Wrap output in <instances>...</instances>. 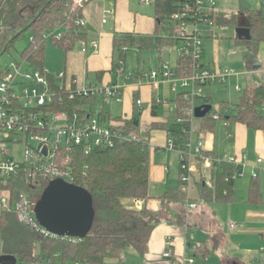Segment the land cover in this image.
I'll return each instance as SVG.
<instances>
[{"label": "trees", "instance_id": "16d2710c", "mask_svg": "<svg viewBox=\"0 0 264 264\" xmlns=\"http://www.w3.org/2000/svg\"><path fill=\"white\" fill-rule=\"evenodd\" d=\"M83 6L74 7V0H0V55L6 53L17 38L26 30L33 31L29 45L23 50V61L32 68L46 70L44 67L45 54L48 42H53L65 54L72 50L76 43L84 41L88 28L79 21L84 19ZM185 2L194 6L195 0H154L157 30L153 36H136L130 33L115 37L113 41L114 58L112 70L115 72L119 61L126 63L127 54L133 48H162L173 46L181 42L176 32L175 13L180 12ZM222 10V9H221ZM216 23L219 26L232 25L248 27L250 38L235 40L246 47L249 60L254 59L264 45V13L262 9L243 8L237 14L221 12ZM63 28L62 32L60 29ZM6 51L4 49L11 38ZM195 60L191 56L179 54L175 69L181 74H191L195 71ZM8 69L0 65V81ZM47 71V70H46ZM139 72V77L141 74ZM53 88L59 87L53 74H48ZM94 97L77 96L64 103L56 102L52 109L66 110L72 116L78 112L84 117L89 112L97 116L103 123V116L107 113L106 103L93 110L98 104ZM199 101L212 103L213 95L204 96ZM175 113L165 127L178 147H183L189 138L188 130L192 118L185 111L190 103L182 93H176ZM222 112L220 119L214 118V108L204 118L200 119L201 129L215 131L218 120H231L245 124L248 128L259 130L264 134V81L244 89L238 102L233 104V110L226 111L227 103L220 102ZM85 107H89L86 110ZM152 113L156 110L152 108ZM178 117L183 121L178 122ZM117 124L113 128H125L137 131L138 140L117 142L114 146H96L89 153L85 152L83 145H74L71 150L64 149L59 153L63 159V168L72 170L75 185L84 187L92 196L94 221L89 233L79 241L67 239H54L23 225L12 210L0 213V241L3 254L13 255L18 260L32 264L43 262L61 264H105L108 259L121 260L129 249H134L140 255L148 252L149 240L154 228L162 221H171L173 205L185 206L188 200L201 203H231L236 199L235 180L233 178L243 168L239 165L223 161L215 162L210 171L213 181L211 187L201 180L197 184L198 196L190 198L188 191L184 190L180 169L177 188H170L161 196V207L152 211L147 207L134 208L127 206L124 200H142L147 202L152 196L150 192V163L151 144L150 130L142 132L137 124L138 118L128 120L117 116L113 118ZM156 127V125L152 126ZM206 154L216 158L214 153L204 150ZM69 158V161L66 159ZM22 181L13 182V198L20 189L27 190L35 206L49 185L46 179H40L36 185L29 187ZM262 201L261 183L259 176L251 177L248 186V202L259 204ZM34 206V207H35ZM180 218V213L175 215ZM39 250V252H37ZM76 250L74 256L72 252ZM196 254H201L206 259L211 253V248L206 242H201ZM171 263L174 257L170 258Z\"/></svg>", "mask_w": 264, "mask_h": 264}, {"label": "crops", "instance_id": "0c3cea01", "mask_svg": "<svg viewBox=\"0 0 264 264\" xmlns=\"http://www.w3.org/2000/svg\"><path fill=\"white\" fill-rule=\"evenodd\" d=\"M139 2L141 1L90 0L83 9L86 27L88 28L86 39L76 43L67 54L64 53L60 70L56 72L47 71L55 76L58 85H64L71 90L81 89L91 84H121L122 101L113 100L106 103L105 110L107 113L102 118L103 124L106 126L117 124V121L113 119L117 116L133 120L136 111L145 107V104L150 105L143 112L144 117L137 120L142 132L150 130L152 150L150 163V192L152 197L147 202L143 201L141 208L147 207L152 211H158L161 207L160 196L168 189L177 188L180 185L179 152L168 147L169 141L173 138L168 130L163 127L173 117L175 108H169L170 112L166 117H159L160 105L169 106L174 98L170 96L169 92L162 90V85L157 87L149 83L138 84L137 81H125L123 77H119L112 70L116 57L113 46L115 37L126 33L136 36H153L157 30L155 6L154 8L143 7L140 6ZM234 36L237 37L236 33ZM208 38L215 39L214 59L207 58L206 50L203 47V64L209 67L219 65L229 68L222 65L227 60L224 58L225 52L224 47L221 46L220 35ZM82 42H86V50L83 49ZM93 42H97L98 47H94ZM178 58L175 65H177ZM244 60L249 68V73L253 71L254 73L263 72L257 70L263 64V57L260 56V53L251 60L245 56ZM62 71L66 73L63 78L58 76ZM97 97L95 101L100 99L103 102L100 96ZM137 99L143 100L142 105L137 104ZM152 108L156 110V114L152 113ZM95 109L97 110L98 107L94 106L93 110ZM154 125L156 127H152ZM188 131L194 144L199 139L203 140L204 149L214 153L217 157H223L225 154L243 156L246 163L243 167L244 175L250 173L259 176L262 201L259 204L249 203L248 190L244 192H247L246 198L243 197V194L240 195L242 200L244 199L238 208L239 213L236 215L240 221H232L229 224V229L234 232V236H229L225 227L218 221L214 203L220 202L201 203L188 200L185 206L173 205V212L170 215L172 220L162 221L154 228L149 240L148 252L145 255H140L134 249L130 250L139 254L140 257L137 258H141L142 264H172L170 259L163 257V253L168 248H171L173 257L177 260L186 254L197 255L195 253L197 247L201 242H206L211 248L209 256L218 251L221 255L222 264H258L256 262L257 255H260V251L264 247V179L260 172L264 169V134L259 130L248 128L243 123L231 120H218L217 128L213 132L202 130L200 119H198V123L192 122ZM260 158L263 159V162H259ZM190 160L196 171L188 194L190 198H196L198 196L196 183L200 180L204 170L194 155L190 157ZM135 201L126 199L124 203L127 206L138 208ZM192 203H196L197 207L190 208ZM177 213H180V218L175 216ZM233 222L237 223L236 227H231ZM193 230H197L196 236L191 235ZM237 239L241 242L240 246L234 243ZM232 252L242 253L243 259L237 258Z\"/></svg>", "mask_w": 264, "mask_h": 264}, {"label": "built area", "instance_id": "2783aa9c", "mask_svg": "<svg viewBox=\"0 0 264 264\" xmlns=\"http://www.w3.org/2000/svg\"><path fill=\"white\" fill-rule=\"evenodd\" d=\"M86 0H74V7L83 6ZM142 4L149 5L151 0H140ZM194 6L185 2L183 9L173 15L176 22V32L184 48L179 54L194 58L195 71L191 74H181L175 66L170 67L162 63L150 72L142 71L136 76L126 71V65L119 61L115 73L126 81L133 79L138 84L149 83L154 86L169 85L176 93H182L190 106L185 109L188 115L194 116L195 107L204 95V87L212 82H225L230 76L236 74L231 68H224L219 65L209 67L202 62L203 41L205 37H218L214 35L215 29L220 28L216 23L217 16L222 12L216 0H195ZM113 13V11H110ZM86 25L85 19L79 21ZM86 50V42H82ZM98 47L97 42H93ZM26 61L11 62L0 81V213L12 210L16 213L18 220L25 226L54 239H67L68 241H79L81 238L59 236L44 228L35 215V202L27 190L20 189L17 196L13 198V190L16 181H22L25 176V184L29 187L36 185L40 179L52 181L62 179L69 183L75 180L72 170L63 168V159L60 156L61 150L70 149L74 145H83L85 152L89 153L96 146H114L117 142L138 140L139 134L134 130H127L123 127L113 128L104 125L97 116L90 112L81 117L78 112L72 116L66 110L52 109L55 103H64L66 100H73L77 96L94 97L100 96L105 103L113 100L122 101V85L119 83L108 85H86L77 90H71L64 85L53 88L48 78V71L39 68L24 69ZM264 72V63L260 66ZM65 72H60L59 77L63 78ZM240 90L241 87L237 86ZM143 100L137 99V104L142 105ZM89 110V108H85ZM90 111V110H89ZM215 119H220V114L215 113ZM55 121L63 122L61 126H55ZM183 118L178 117V122ZM192 122L194 119L192 118ZM191 122V124H192ZM189 133V131H188ZM25 140V158L22 162L12 157L9 144H18ZM36 142V145L33 144ZM168 147L179 152L180 169L182 172L181 181L184 190L189 191L194 180L195 166L191 163L190 157L195 156L203 167L204 173L201 176L205 185L211 187L213 181L210 174L212 165L227 161L236 165L245 166L243 156L225 154L223 157H212L205 153L204 142L199 139L194 144L189 137L183 147H178L174 140H170ZM69 161V158L66 159ZM259 162H263L260 158ZM244 176L241 170L233 178ZM201 180V178H200ZM136 204L141 208L143 201L137 199ZM192 203L190 208H196ZM237 223H231L236 227ZM2 242L0 241V256L3 255ZM165 259L173 257L171 248L164 253ZM196 258L186 254L182 258L174 260L173 264H195ZM0 264H2L0 262ZM17 264V263H16Z\"/></svg>", "mask_w": 264, "mask_h": 264}, {"label": "rangeland", "instance_id": "374dc122", "mask_svg": "<svg viewBox=\"0 0 264 264\" xmlns=\"http://www.w3.org/2000/svg\"><path fill=\"white\" fill-rule=\"evenodd\" d=\"M218 6L222 9L223 12L231 15L239 13L243 8L249 9H262L264 13V0H216ZM143 7L154 8V0H151L149 5L141 4ZM62 32L64 31L63 28L60 29ZM33 31L31 29L24 31L17 40L13 43L10 49L0 55V65L3 68H7V66L15 61V62H22V52L23 50L29 45L31 38H32ZM235 27L232 25L228 26H221L220 28L215 29L214 35H220V40L222 41V45L224 47V58L227 60L223 62L222 65H226L229 68L233 69L236 74L229 77L225 82H215L212 84H207L204 87V95L207 96L208 94L213 95L212 105L214 108L215 113H221L222 108L220 102L227 103L226 111L230 113L233 110V104L239 101L241 98L243 91L245 88L256 85L260 82L264 81V72L261 73H249V68L246 66L245 63V56L247 54L246 47L242 43L235 40ZM203 47L206 50L207 58L210 60L214 59L215 53V45H214V38H204ZM184 48V43L180 42L177 45L173 46H163L162 48H142L139 49L133 48L127 54L126 59V71L128 73H134L138 76L140 70L144 72H150L152 69L157 68V66L161 65L162 63L168 64L170 67L174 66L177 58L179 57V52ZM260 56L263 57L264 63V45L261 46ZM64 58V51L57 47L53 42H48L45 54V63L44 67L49 72H56L62 68ZM32 68L29 66V63H25L24 69ZM126 81H134L133 79H128ZM241 86V90L237 89V86ZM162 90L165 92H169L172 98L175 99L176 92H173L169 85L165 84L161 86ZM156 90V89H155ZM156 94V91H155ZM98 104L95 107H101L102 103L100 99L97 100ZM113 104V103H112ZM201 101H199V105ZM115 105V104H113ZM150 105L145 104L141 110L136 111L135 118L142 119L144 117L143 112L149 108ZM169 108H175L174 100L170 103L169 106H165L163 104L160 105L159 108V117H166L170 112ZM143 114V115H142ZM148 116V114H147ZM149 117V116H148ZM194 123H198V118L194 119ZM233 124V123H232ZM55 126L63 125L61 121H55ZM226 131V129H224ZM33 144L36 145V142L33 141ZM9 148L12 151V157L20 162H22L25 158V148L26 143L25 140L18 144H9ZM261 177L264 179V169L260 171ZM208 173V172H207ZM253 174L247 173L243 177H238L235 180V190H236V199L233 203H214V208L218 214V221L220 224L225 227L226 232L229 236H234V232L230 231L229 224L230 222L240 221L236 218L237 213H239V206L243 203V197H247L248 184L251 180V176ZM254 174L253 176H255ZM3 193L0 192V198L2 197ZM246 196V197H245ZM197 230H193L191 235H197ZM235 244H239L240 240H236ZM236 247V246H235ZM261 250V249H260ZM39 252V250H37ZM234 256L237 258H242L244 256L242 253L237 252L234 253ZM139 254H137L133 250H128L127 253L123 256L121 260H113L108 259L105 264H142L141 258ZM196 263L195 264H222L221 255L218 251L213 252L210 256L206 259L202 257L201 254L195 255ZM256 262L258 264H264V247H262V251H260V255H257ZM17 264H32L29 262H23L18 260ZM42 264H61L60 261L56 263L50 262H43Z\"/></svg>", "mask_w": 264, "mask_h": 264}, {"label": "water", "instance_id": "95a60500", "mask_svg": "<svg viewBox=\"0 0 264 264\" xmlns=\"http://www.w3.org/2000/svg\"><path fill=\"white\" fill-rule=\"evenodd\" d=\"M235 33L239 38H250L248 27L237 26ZM15 39L11 38L4 52ZM213 105L204 103L195 107L196 118H204L211 112ZM92 196L84 187L69 183L62 179H55L42 194L35 206V215L40 224L59 236L83 238L92 228L94 209ZM76 250L72 252L74 256ZM2 264H16L18 259L13 255L0 256Z\"/></svg>", "mask_w": 264, "mask_h": 264}]
</instances>
